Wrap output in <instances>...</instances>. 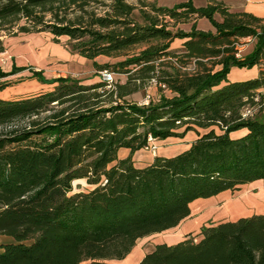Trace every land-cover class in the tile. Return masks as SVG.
<instances>
[{"label": "trees", "instance_id": "16d2710c", "mask_svg": "<svg viewBox=\"0 0 264 264\" xmlns=\"http://www.w3.org/2000/svg\"><path fill=\"white\" fill-rule=\"evenodd\" d=\"M43 31L125 80L58 77L50 90L0 98V236L9 239L0 264H108L176 227L194 200L264 182V119L242 114L264 97V17L218 0H0V53L2 32ZM247 38L254 44L242 57ZM255 66L253 77L227 79L233 67ZM24 68H0V77ZM150 81L156 101L125 99ZM188 131L196 138L181 152L134 164L150 141ZM121 148L129 154L119 157ZM77 180L90 188L73 192ZM138 264H264V212L156 243Z\"/></svg>", "mask_w": 264, "mask_h": 264}, {"label": "crops", "instance_id": "0c3cea01", "mask_svg": "<svg viewBox=\"0 0 264 264\" xmlns=\"http://www.w3.org/2000/svg\"><path fill=\"white\" fill-rule=\"evenodd\" d=\"M181 1H185V0H177L176 2L172 4H158L156 0V4L159 6L172 7L173 5ZM218 1H223L233 10H244V11L253 13L257 16L264 17V0H218ZM206 2L207 0H193V3L195 5H204ZM198 25L204 29H208L211 27L208 21L205 19H200L198 21ZM20 34L21 33L18 32L16 35L10 36L8 38L7 36H4V38H6V39H3L4 47H5L4 52L8 53L12 60V64L10 65L9 70L5 72L11 71L12 67H25V68L23 70L14 72L12 74L0 77V80L1 81L9 80V78L23 76L24 78H23L22 83L27 82V81L28 83L25 85H20L19 83L14 86H9L6 84H8L10 81H3L0 84V87H1L0 88V98L2 99L12 100V99L26 97V96H30V95L43 92V91L50 90L55 85V83L51 81L58 77H66L65 72H67L68 70H71L73 72L70 74V77H72L73 74H77L76 71L78 70L72 68V65L74 62L84 60L83 61L84 63L90 62V64H92L91 60H88L82 57L81 55H79L78 53L70 51L69 49L68 50L64 49L56 42H53V41L50 43L40 42L38 46H34L26 38L29 35L24 34L22 37H20L19 36ZM20 39L21 40L24 39V40L20 42L21 41ZM243 41L247 42V44L244 45L245 47L250 46V42H251V48L248 51L250 52L252 50L254 40L244 39ZM240 53H242L241 50H240ZM98 58L100 57H97L95 60L97 61ZM91 68L93 70L94 67L92 66ZM234 68L235 67L231 68L230 72ZM240 69H243V68H240ZM33 71L39 72L42 78L44 79V81H40L35 76H33ZM58 71L60 72L59 75H57L56 73ZM230 72L227 76V79L229 81L244 80V79H247L249 77H253L256 75L253 73V75H248V76L244 75V76L232 78L230 76ZM73 78L75 77L73 76ZM88 83H91V82H88ZM10 88H12V93L8 94V90ZM191 132H193L194 136L189 140L186 139V137H188L189 133ZM195 138H196L195 132L188 131L183 137H168L164 140L152 141L150 143V146L154 148V150L150 151L147 149L150 154L140 155L142 151L146 150L143 148L138 151H135L132 154V159L136 166L137 165L144 166L150 163L155 155H161V156L168 157V156H173L181 152L182 150L187 148L189 143L192 142ZM165 145H170V146H165ZM128 154H129V150L126 148H121L118 151L119 157H125ZM190 209H191V213L189 217L182 220L176 227H173L166 231L152 235L150 237V240L153 241L152 243L149 242L145 245L140 246L138 245V240H137V243L133 246L131 251L122 260H117V259L109 260L108 264H133L132 262H134V259L136 260L137 257L139 256L143 257L145 253L150 252L154 248V245L156 243L167 242V243L173 244L177 242L178 240H181L182 238H184L189 233L199 230L202 226H204L205 220L196 221V223H193V225L189 226L190 220L193 217H195V215L201 214L199 213L200 212L199 210L194 211L192 207H190ZM201 215L203 216V213ZM145 238L147 239L148 237H145ZM131 254L133 255L137 254V255L135 257L133 256V259H131L132 261L127 263L126 259L129 258Z\"/></svg>", "mask_w": 264, "mask_h": 264}, {"label": "rangeland", "instance_id": "374dc122", "mask_svg": "<svg viewBox=\"0 0 264 264\" xmlns=\"http://www.w3.org/2000/svg\"><path fill=\"white\" fill-rule=\"evenodd\" d=\"M129 2H134L136 0H128ZM142 1H151V0H140ZM177 0H157L158 4H172L176 2ZM156 3V0L154 1ZM93 7L100 8L99 10L101 11V8H103V5H99L96 2L91 3ZM72 15V14H71ZM133 18L136 20H139L142 22L143 15L142 13L138 10L135 9L132 13ZM46 19H49V15L45 17ZM25 20H21L19 23L23 24ZM199 26V25H198ZM182 27H187V26H182ZM200 27V26H199ZM201 28V27H200ZM14 30L17 29V26H14ZM21 33V32H19ZM29 35L26 38L31 42L32 45L38 46L40 42H46L50 43L53 41L52 35L49 32L43 31V32H37V33H21L19 36L22 37L23 35ZM16 34L8 33V32H2L1 33V38H4V36L10 37L14 36ZM58 43L61 47L64 49H69V46L67 45V40L68 38L66 36H62L58 38ZM251 39V38H247ZM21 40V39H20ZM18 40V41H20ZM24 39H22L20 42H22ZM5 41V40H4ZM28 41V42H29ZM54 42V41H53ZM247 44V42L243 41L242 45L239 47V49L242 51L241 55L242 57L248 54L250 48H251V42L250 46H244ZM249 44V43H248ZM181 45V40H175L174 44H172L173 48H178ZM244 46V47H243ZM84 61V60H83ZM82 60L78 62H74L72 65L73 69H77L78 71L77 74H73V76L77 79L83 80L85 83L92 82V81H97L100 80V75L99 71H96L94 68L92 70V64L90 62H83ZM104 61H113V60H108L105 57H100L98 58L97 62L102 63ZM12 64L11 57L8 53L6 52H1L0 53V68L2 69L3 72L8 71L10 68V65ZM262 68L264 69V65H262ZM258 66L252 67V68H237L235 67L231 72L230 76L232 78L240 77V76H248V75H253L258 73ZM111 73H113V84L116 82H124L125 76L121 73L116 72L114 69H109ZM57 75L60 74V72H56ZM73 73L71 70H68L65 72L66 77L70 76V74ZM72 76V77H73ZM23 76H17L15 78H9V80H3V81H10L8 84L9 86H14L20 83V85H25L28 83L23 82ZM27 78V77H26ZM25 80V79H24ZM27 80V79H26ZM0 80V84L3 82ZM5 86V85H4ZM12 93V88L8 90V94ZM165 95H170L168 91H164ZM261 95L264 96V90H261ZM159 98L158 91L156 89L155 83L153 81H150L145 84V87L140 89L139 91L126 96L125 99L128 101L136 102L140 105H146L148 104L149 101H156ZM257 104L253 107H249L251 111V115L254 118L258 119H264V97L260 98L258 97L256 99ZM2 130V128H0ZM194 136L193 132L189 133V136L186 137V139H191ZM165 146H170V145H165ZM158 147V146H157ZM161 148V147H160ZM145 149V148H144ZM150 151L154 150L151 146L149 147ZM146 149L145 151H142L140 155H148L150 154ZM156 150V149H155ZM142 165H137V167H140ZM90 187L85 184V181L80 180V181H75L73 182V192L76 191H85L89 189ZM190 207L194 209V211L199 210V213H203V216L201 214L195 215L190 222L189 226L193 225V223H196V221L200 220H205L204 221V226L210 225V224H216L221 221H226V220H235L239 217H245V216H251L253 214H258L264 212V182L263 181H257L248 185H243L241 186L238 190L234 191H223L215 196L209 197V198H199L194 200L193 202L190 203ZM201 217V218H200ZM200 230V229H199ZM199 230L195 232H191V235L196 234ZM155 235V234H154ZM9 239L5 236H0V244L8 242ZM149 242H153L150 240V237L143 238L138 240V245L142 246L145 245ZM137 243V242H136ZM135 243V244H136ZM137 254H131L129 258H127V263L132 261L133 256L135 257ZM142 257H137V259H134L133 264H138L139 261L141 260ZM117 260H122V259H117Z\"/></svg>", "mask_w": 264, "mask_h": 264}, {"label": "built area", "instance_id": "2783aa9c", "mask_svg": "<svg viewBox=\"0 0 264 264\" xmlns=\"http://www.w3.org/2000/svg\"><path fill=\"white\" fill-rule=\"evenodd\" d=\"M99 75H100V80L108 83V84H111L113 82V73L107 71V70H102V71H99ZM242 114L243 116H249L251 115V111H250V108L249 107H245L243 110H242ZM152 141L149 142L148 146L144 147L145 149H149L150 147V143ZM154 149V148H153Z\"/></svg>", "mask_w": 264, "mask_h": 264}]
</instances>
